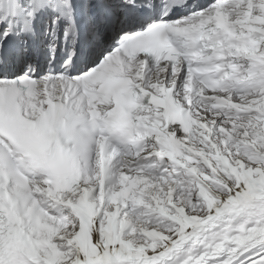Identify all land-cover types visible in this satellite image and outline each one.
<instances>
[{"label":"snow or ice","instance_id":"6c2138e0","mask_svg":"<svg viewBox=\"0 0 264 264\" xmlns=\"http://www.w3.org/2000/svg\"><path fill=\"white\" fill-rule=\"evenodd\" d=\"M0 264H264V0H0Z\"/></svg>","mask_w":264,"mask_h":264}]
</instances>
